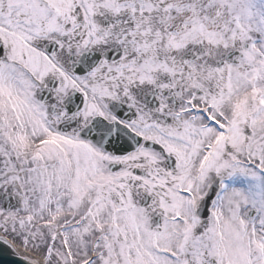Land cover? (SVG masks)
Instances as JSON below:
<instances>
[{
	"label": "snow or ice",
	"instance_id": "6c2138e0",
	"mask_svg": "<svg viewBox=\"0 0 264 264\" xmlns=\"http://www.w3.org/2000/svg\"><path fill=\"white\" fill-rule=\"evenodd\" d=\"M0 264H264V0H0Z\"/></svg>",
	"mask_w": 264,
	"mask_h": 264
}]
</instances>
